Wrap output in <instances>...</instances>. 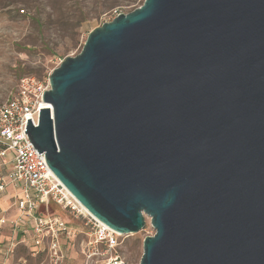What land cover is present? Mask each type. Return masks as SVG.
Instances as JSON below:
<instances>
[{"label": "water", "instance_id": "1", "mask_svg": "<svg viewBox=\"0 0 264 264\" xmlns=\"http://www.w3.org/2000/svg\"><path fill=\"white\" fill-rule=\"evenodd\" d=\"M48 79L25 132L107 227L150 219L136 264H264V0H143Z\"/></svg>", "mask_w": 264, "mask_h": 264}, {"label": "rangeland", "instance_id": "2", "mask_svg": "<svg viewBox=\"0 0 264 264\" xmlns=\"http://www.w3.org/2000/svg\"><path fill=\"white\" fill-rule=\"evenodd\" d=\"M143 0H0V104L24 75L48 77L67 56L78 54L88 33L118 13H127ZM39 215L48 214L40 208ZM67 223L69 236L61 239V253L54 258L41 248L21 242V228L31 233L29 223L17 228L0 227V264H136L144 237L154 234L150 219L133 234H116L108 248L95 244L93 228L84 219L50 207ZM26 243L29 237L25 238ZM13 251L1 252L6 243Z\"/></svg>", "mask_w": 264, "mask_h": 264}, {"label": "built area", "instance_id": "3", "mask_svg": "<svg viewBox=\"0 0 264 264\" xmlns=\"http://www.w3.org/2000/svg\"><path fill=\"white\" fill-rule=\"evenodd\" d=\"M48 89V77L24 75L0 104V197L10 188L13 205L18 211L17 218L10 221L0 216V227L9 224L17 228L29 223L31 233L27 228H21V242L36 248H41L45 243L51 255L58 258L61 239L68 237L70 231L59 215L49 214V208L53 205L74 218L81 217L90 223L94 243L111 248L116 244L117 232L87 212L52 173L45 153H39L25 132L27 119L31 118L33 125H37L40 108L50 106L42 98L43 91ZM47 108L51 109V106ZM40 208L46 209L48 214L39 215ZM26 237H29L27 243ZM13 247L14 244L8 242L1 247V252H12Z\"/></svg>", "mask_w": 264, "mask_h": 264}, {"label": "crops", "instance_id": "4", "mask_svg": "<svg viewBox=\"0 0 264 264\" xmlns=\"http://www.w3.org/2000/svg\"><path fill=\"white\" fill-rule=\"evenodd\" d=\"M12 190L10 188L0 197V216H5L8 221L17 218L18 211L13 205L12 200ZM4 227H9V224L3 225Z\"/></svg>", "mask_w": 264, "mask_h": 264}, {"label": "bare ground", "instance_id": "5", "mask_svg": "<svg viewBox=\"0 0 264 264\" xmlns=\"http://www.w3.org/2000/svg\"><path fill=\"white\" fill-rule=\"evenodd\" d=\"M47 107H50L49 105H47ZM88 212V211H87ZM89 213V212H88ZM90 214V213H89Z\"/></svg>", "mask_w": 264, "mask_h": 264}, {"label": "trees", "instance_id": "6", "mask_svg": "<svg viewBox=\"0 0 264 264\" xmlns=\"http://www.w3.org/2000/svg\"><path fill=\"white\" fill-rule=\"evenodd\" d=\"M51 207H54V208H55V206H53V205H52ZM56 208H57V207H56ZM58 209H59V208H58Z\"/></svg>", "mask_w": 264, "mask_h": 264}]
</instances>
